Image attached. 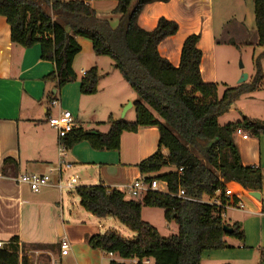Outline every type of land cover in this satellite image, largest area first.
<instances>
[{
	"label": "trees",
	"instance_id": "16d2710c",
	"mask_svg": "<svg viewBox=\"0 0 264 264\" xmlns=\"http://www.w3.org/2000/svg\"><path fill=\"white\" fill-rule=\"evenodd\" d=\"M114 1L117 2L114 13L120 16L115 28L97 19L89 0H0V17L9 26L13 44L23 49L39 45L40 59L54 65L45 81L55 83L57 90L74 80L72 63L81 52L77 40L84 39L91 43L96 57L112 61L114 70L137 97L133 122L108 117L106 134L73 129L62 139L67 150L86 142L96 152H117L123 133H137L149 127L158 131L156 151L136 167L143 183H166L167 193L149 190L136 201L126 200L123 193L101 184L75 189L84 212L98 219L113 218L134 235L130 240L114 231L91 236L87 238L89 248L117 254L122 260H136V264L150 259L153 264H201L203 253L231 248L226 238L244 242L239 224L229 225L224 220L231 201L224 196L226 185L234 183L247 192L262 190V170L242 165L233 135L244 131L258 139L264 135V120L243 117L240 122L219 126L217 119L241 95L256 90L264 72L256 63L250 83L224 88L219 95L217 84L201 80L199 36L185 39L179 66L175 68L159 55L157 47L175 35L177 24L159 19L152 31L138 27V17L146 5L169 0ZM253 10L257 45L264 48V0H253ZM96 84L97 70L92 68L81 80L80 94H95ZM10 164L15 167L11 159L3 161V173ZM162 169L173 172L158 174ZM179 169L181 174L177 172ZM179 190L195 202L177 198ZM204 198L211 202H205ZM142 208L163 211L164 220L173 223L177 233L162 237L142 220ZM223 226L232 229V233H224ZM0 264H28L24 257L19 261L16 237L0 248Z\"/></svg>",
	"mask_w": 264,
	"mask_h": 264
},
{
	"label": "crops",
	"instance_id": "0c3cea01",
	"mask_svg": "<svg viewBox=\"0 0 264 264\" xmlns=\"http://www.w3.org/2000/svg\"><path fill=\"white\" fill-rule=\"evenodd\" d=\"M88 5L97 19L108 22L112 28L117 26L120 16L114 13L116 1L89 0ZM159 19L172 21L178 27L175 35L167 37L158 45L159 55L177 68L185 39L191 35L199 36L197 48L201 52V80L206 84H217L219 95L224 88L239 85L237 80L242 70L236 71L238 50H251L253 67L251 73H247L245 83L252 81L256 63L264 72V48L257 45L253 0L155 2L143 8L137 25L149 32L155 29ZM77 41L81 52L73 59L74 80L57 90L55 83L45 81L53 72L54 65L40 59L39 45L23 49L13 44L9 26L0 17V248L16 237L20 262L31 245H38L46 248H39L34 253L45 255L49 264L52 259H57L60 264H103L108 258L106 264H136V260H122L117 254L89 248L87 238L101 234H98L99 226L88 227L84 222L92 215L81 209L79 199L78 205L68 204L64 201L63 192L56 188H44L35 194L16 182L23 174H47L58 163V137L46 125V112L56 115L60 111H69L65 108L68 106L76 128L106 134L109 126L98 121L97 111H106V116L112 118L111 115H115L112 109H117L119 115L125 104L129 103V100L123 102L120 97L113 104L106 103L99 108H92L87 114L91 125H82L78 117L81 104L90 102H83V98L90 96L80 94V83L84 77L82 72L87 73L96 68L98 77L101 73L98 66L101 57L94 55L89 41ZM51 99L58 101L57 107H48ZM133 104L131 102L130 109H133ZM255 109L261 113L260 116H257ZM243 117L264 120V78L256 90L241 95L233 102L228 112L217 119V123L224 126L240 122ZM115 121L121 120L116 117ZM157 142V129L149 127L141 128L137 133H123L117 152H96L86 142L79 143L66 151L64 160L72 164L66 175L75 178L79 176L81 187L101 184L123 193L126 200H134L127 194L126 187L142 180L136 165L156 151ZM233 142L243 166L259 167L262 170L261 199L250 197V192L244 191L237 184H228L234 191L241 190L244 208L227 209L225 218L229 210L241 215L225 221L229 225L239 224L244 242L227 243L231 248L203 253L201 264H246L253 260L255 264L264 263V217L259 215L264 208V135L256 139L244 131H237L233 135ZM6 159L14 161L15 167L13 164L7 165L3 173L2 163ZM158 174H163V169ZM66 194L73 198L72 190ZM64 239L69 244V252L66 257H61L58 243ZM22 246L25 247L23 250ZM255 249L259 255L254 259L252 251ZM147 262L153 264L151 259Z\"/></svg>",
	"mask_w": 264,
	"mask_h": 264
},
{
	"label": "rangeland",
	"instance_id": "374dc122",
	"mask_svg": "<svg viewBox=\"0 0 264 264\" xmlns=\"http://www.w3.org/2000/svg\"><path fill=\"white\" fill-rule=\"evenodd\" d=\"M238 58H237V70L240 71L242 70V74L251 73L252 71V61H251V50L250 49H242L238 50ZM240 65H242V69H239ZM99 72L97 77V84H96V92L95 94L91 95L90 97L83 98L84 101H90V102H85L81 104L80 111L78 114L79 120L82 122L83 126H89L91 123L88 122L87 119V114L91 111L92 108H99L102 104H113L114 101L117 100V98L121 97V100L125 102V100H129V103H126L125 106L121 109L118 115L117 109H112L114 110L115 115H111L112 119L115 120L116 117H118L119 120L122 122L126 121H134L135 116H134V109L128 108V104L134 103L137 100V97L133 93V91L130 89V87L123 81V79L120 77L119 73L114 70L113 68V63L111 60H109L106 57H101L99 59ZM103 70V72L101 71ZM241 74V75H242ZM240 79V77H239ZM239 79L237 81H239ZM119 83L120 86L117 84ZM238 83V82H237ZM234 84V83H232ZM233 86V85H232ZM110 106V105H109ZM67 110L71 111V108L68 106H65ZM255 112L257 116H260L261 113H258V110L255 109ZM126 113V114H125ZM106 111H97V119L98 121H107V116H106ZM259 114V115H258ZM125 115V117H124ZM222 123V122H221ZM166 155V154H165ZM173 172L172 169H163V174ZM74 177V176H73ZM77 183L74 186V189L76 187H81V181L80 177L76 176ZM65 178H68L66 176ZM97 184V183H96ZM74 189L72 190V197H68L70 194H66L67 191H63L64 194V201L68 204L70 203H76L78 205V197L75 196ZM140 198H137L136 200H139ZM205 201H209L207 198H204ZM241 215L238 212L235 211H227L226 218L224 216V220L230 219L233 217H239ZM89 220H84L86 225L88 227H93V226H99V233L98 234H105L109 231H114L117 234H119L120 237H122L125 240H130L133 238V234L128 231L126 227L123 225L119 224L115 219L113 218H105V219H97V218H91L90 216ZM142 220L144 222H147L151 226H153L158 233L166 238L172 235H175L177 233L176 226L173 223L168 224L164 218H163V211L159 209H154V208H144L142 210ZM228 223V222H227ZM81 226V225H79ZM227 243H235L237 240L232 239V238H226ZM239 244H241L239 242ZM36 249H32L29 247V249L26 250L24 253V257L27 260L28 264H49L47 260L45 259V255H38ZM254 255V259L258 257L259 252L255 249L252 251ZM109 259V258H108ZM108 259H105L103 264L108 263ZM68 261V260H66ZM202 264H206L203 263ZM246 264H255L254 260L247 262Z\"/></svg>",
	"mask_w": 264,
	"mask_h": 264
},
{
	"label": "built area",
	"instance_id": "2783aa9c",
	"mask_svg": "<svg viewBox=\"0 0 264 264\" xmlns=\"http://www.w3.org/2000/svg\"><path fill=\"white\" fill-rule=\"evenodd\" d=\"M82 75L85 76L86 72H82ZM58 105L56 99L48 103L49 108H55ZM46 125L56 132L58 137V156L59 160L55 168L50 169L47 174L38 175V174H23L16 179L17 184L24 185L32 193H39L44 188H56L59 192L71 191L74 189V186L77 183V180L73 176H68L65 178V175L68 171L71 170L72 164L64 160L66 156L67 149L63 145L62 139L76 128L73 117L69 111H60L58 114L53 115L49 112L45 113ZM178 174L182 173V169H179ZM67 176V175H66ZM54 177V179H53ZM156 191L161 193H167L166 183H160L153 181L150 184L143 183L142 180L135 181L132 185L126 187V192L131 199L136 200L137 198H142L147 191ZM177 198L195 202L194 199L186 197L182 190H179L175 195ZM224 196L230 199V203L226 206L227 209L232 210H242L244 208L241 202L242 192L234 191L230 185H226L224 190ZM211 201L207 202L210 203ZM218 205L217 201H214ZM259 215L264 217V208L259 212ZM225 216V215H224ZM58 248L61 257H66L69 252V244L64 239L58 243ZM148 262L146 261L145 264ZM50 264H60L57 259H52Z\"/></svg>",
	"mask_w": 264,
	"mask_h": 264
},
{
	"label": "water",
	"instance_id": "95a60500",
	"mask_svg": "<svg viewBox=\"0 0 264 264\" xmlns=\"http://www.w3.org/2000/svg\"><path fill=\"white\" fill-rule=\"evenodd\" d=\"M240 68H242V65H240ZM247 80V75L246 74H242L241 76H240V79H239V81H238V84L240 85V84H243V83H245V81ZM128 108H130L131 107V104H128V106H127ZM249 196L250 197H252V198H254V199H256V200H260L261 199V196H260V194L259 193H257V192H250L249 193ZM223 232L224 233H232V229H230V228H228V227H226V226H223Z\"/></svg>",
	"mask_w": 264,
	"mask_h": 264
}]
</instances>
